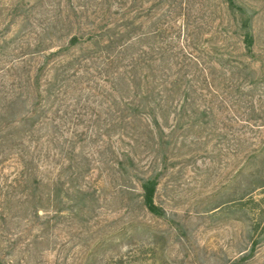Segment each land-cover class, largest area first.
Listing matches in <instances>:
<instances>
[{"label":"rangeland","instance_id":"rangeland-1","mask_svg":"<svg viewBox=\"0 0 264 264\" xmlns=\"http://www.w3.org/2000/svg\"><path fill=\"white\" fill-rule=\"evenodd\" d=\"M235 1L242 12L225 0H0L4 264H231L251 245L244 213L225 204L264 144V0ZM89 28L128 31L117 66L105 41L66 49ZM131 56L144 59L143 88L166 74L200 82L202 67L217 93L151 111L124 74ZM252 161L264 167V150ZM155 175L164 217L142 205L141 180ZM255 248L244 264H264Z\"/></svg>","mask_w":264,"mask_h":264},{"label":"trees","instance_id":"trees-1","mask_svg":"<svg viewBox=\"0 0 264 264\" xmlns=\"http://www.w3.org/2000/svg\"><path fill=\"white\" fill-rule=\"evenodd\" d=\"M225 3L227 7L230 8L231 10L238 9L240 12H242V8L236 3L235 0H225ZM102 14L107 16L108 8H105V10L102 11ZM91 24L93 23L90 22L88 24L89 27ZM128 35H129L128 31H126L125 33H119V31L116 32L115 30H111V29L93 30V28H89L86 32L81 33L79 35L73 34L69 38L66 49H68L69 47H76L82 44H87V48L93 49L94 46H98L101 42L105 41L103 45L106 51L105 58L107 63L105 64H109V65L114 64V66H117L119 60L125 58V56H123L122 54H123V50H127L128 45L126 44L127 42L123 43L122 41L125 37H128ZM242 37H243L242 38L243 47L246 50V52L249 53L252 52V45H253L252 33L249 30H246L242 34ZM117 43L121 47V50L113 53L111 48L115 47ZM59 52H56V54H58ZM182 57L184 60H189L191 63L195 64L196 66L199 64V60L191 52L183 53ZM140 58L141 57L134 58L133 56H131L129 61L125 64V67H127V69L124 70V74L125 75L127 74V79L130 82L134 83L136 91L145 92L142 94L141 97L144 101H150V99H152L151 101L155 102L154 106L147 104L148 108L151 111L155 110L156 108L161 109L163 106L167 105L166 103H164L165 102L164 98L166 100L167 98H175V96L180 92L189 93V90H191L193 91V93L201 94V96L205 95L202 93L204 91L217 93L216 90L212 88V84H211L212 79L210 80V78L204 73L205 68L202 67L200 68V71L201 70L203 71L202 81L200 82L197 81L194 83L190 81H186L185 83L186 85L184 87H183V79L181 77L179 76L172 77L171 75L165 73L164 68L161 69L159 67L157 71L160 74L164 71V73L166 74L164 75V78H161V76L159 75L158 78L155 77V79L151 81L145 80L144 82L145 87L143 88V85H141L142 84L141 77L139 76V69L143 68L142 64H145V62L143 58H141V61H139ZM187 66H189L188 63L180 64L179 67L183 68ZM120 79L124 82V84H127V82L124 80L125 77H121ZM201 82L203 83L204 87L201 86ZM139 106L140 105H135L134 107L132 106L134 114L139 113L140 111ZM208 109H210V105L206 106L203 112H206L205 110ZM30 116L32 115L24 116L22 119L24 121H31V123L33 124L34 120ZM153 123L159 127V122L155 117L153 118ZM260 150H264V144ZM259 151L256 148L247 156L245 169L242 170L243 180H244L242 185V191L240 193H237V185H235L232 190V197L229 200H227L225 204V208L229 210L232 209L242 210V212L245 215L247 238L248 241H250L251 243L249 247H246L242 250L241 256L238 259L234 260L233 263L231 264H244L245 262L248 261V259L254 256L256 245H260L264 242V167L258 165L257 162L252 161V158H254ZM24 154L27 156L28 152H25ZM24 154H19L20 161L25 162L21 170V174H23L24 172H28L30 170V168H28L27 166L28 162H26ZM157 185H158L157 175L148 176L141 180L142 205L151 214L158 217H164L165 216L164 209L155 202V192ZM257 192L262 194L258 198L255 197ZM38 211L39 210L37 208H34L33 215L39 218L40 215L38 214ZM4 259L6 258H3L1 256L0 264H4L3 263Z\"/></svg>","mask_w":264,"mask_h":264}]
</instances>
